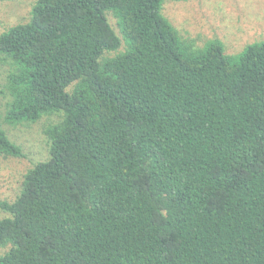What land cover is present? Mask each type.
Returning a JSON list of instances; mask_svg holds the SVG:
<instances>
[{
    "label": "trees",
    "instance_id": "trees-1",
    "mask_svg": "<svg viewBox=\"0 0 264 264\" xmlns=\"http://www.w3.org/2000/svg\"><path fill=\"white\" fill-rule=\"evenodd\" d=\"M165 2L38 0L0 35L6 122L58 120L0 264H264V41L197 48Z\"/></svg>",
    "mask_w": 264,
    "mask_h": 264
},
{
    "label": "rangeland",
    "instance_id": "rangeland-1",
    "mask_svg": "<svg viewBox=\"0 0 264 264\" xmlns=\"http://www.w3.org/2000/svg\"><path fill=\"white\" fill-rule=\"evenodd\" d=\"M37 1H1L0 35L14 26L27 23ZM162 13L182 39L193 42L197 48L210 41H219L226 54L235 55L249 44L264 41V0H166ZM9 72L10 67L0 57V127L23 151V157L19 158L0 154V198L11 201L19 194L23 176L34 164L47 160L46 130L57 118L45 116L35 123H7ZM4 215L0 210V218Z\"/></svg>",
    "mask_w": 264,
    "mask_h": 264
}]
</instances>
